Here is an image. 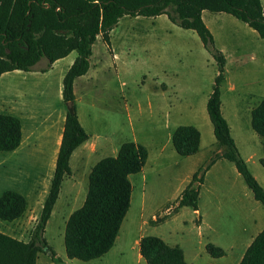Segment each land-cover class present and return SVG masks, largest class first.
Listing matches in <instances>:
<instances>
[{
	"label": "rangeland",
	"instance_id": "1",
	"mask_svg": "<svg viewBox=\"0 0 264 264\" xmlns=\"http://www.w3.org/2000/svg\"><path fill=\"white\" fill-rule=\"evenodd\" d=\"M205 12L204 18L213 32L215 48L220 49L219 47L222 46L226 49L229 46L225 40V32L235 27L239 29L238 34L247 41V60L253 72L246 83L235 78L239 80L236 82L235 91L229 90L228 83L221 87L220 110L237 139L241 156L255 149L257 155L262 156L264 150L253 137L255 133L250 126V115L245 109L247 104L253 106L264 96V92L261 93L259 90L260 84L264 86V69L261 66V53H264V46L257 42L258 39L264 42V38H260L254 29L229 13ZM208 14H215L219 24L216 21V23L209 21L206 17ZM154 17L124 15L110 31L109 44H106L101 36H97L91 45L89 73L75 79L73 91L76 112L88 134L109 135L110 139L117 143V148L123 141H137L147 148L151 157L159 154V149L163 146L161 162L165 168L161 169V175H154L152 185L157 202L150 208L138 210L137 189L140 180L137 175H131L130 180L135 186L132 188L130 205L113 246L105 254L94 259L86 261L77 258L69 259L65 254L63 243L66 219L72 210L82 204L87 191L89 168L107 154L98 152L82 162H77L71 157V173L63 178L59 197L56 198L44 229V237L56 255L51 257L48 252L40 251L36 264H146L143 258L138 257L139 250L138 244L134 243L135 237L141 233L169 237L166 233L169 230L170 218L168 200L173 188V179L169 180V155L172 159L179 158L170 140L165 145L169 130L179 124H191L199 129L200 151L192 157L183 156V160L188 162L191 168L204 164L210 153L215 150L212 124L205 109L213 78L216 75V62L203 48L193 30L178 26L166 15ZM238 26L245 27L243 29ZM250 30L253 33H250ZM72 53L75 54V51L72 50ZM42 66H44V59L36 64V67ZM61 69L60 64L56 65L50 73L45 75L46 79H42V76L39 79H33L28 74L19 73L1 80L5 86L12 84L18 88L34 84L38 89L41 88V83L46 81L48 101L52 106L59 108L57 113L59 119L60 112L66 111V105L60 93ZM249 92L253 95L252 98L247 99L246 95ZM16 93L20 94V91L17 90ZM22 99L27 98L22 97ZM28 99L41 98L35 93ZM48 138L46 157L50 161L54 138ZM111 147L112 145L107 148L111 150ZM2 154L5 153L0 151V160ZM20 158L24 160L26 154L22 153ZM42 167L41 174L22 183L16 178L17 171L11 168L3 171L0 165V190L14 189L22 193L28 202L29 210L25 214H35L37 217L41 211L43 198L46 196V194L43 196V189L49 184L45 175L47 165L43 164ZM248 168L264 187V167L259 160L255 158L249 161ZM224 175V178L222 176L218 181L213 173H208L203 188L210 185L236 187L242 185L249 188L242 176L238 175V180L231 177L230 181L227 179L230 176L229 172L226 171ZM4 178L8 179L4 180ZM164 202L167 204L160 208L158 204ZM170 209L175 211L176 207ZM140 214L149 216L143 217L147 219L144 223L146 226H141ZM195 215L191 207L183 208L178 214L171 216L170 226L176 227L185 218L186 225L192 227L194 223L191 220ZM165 218L167 219L160 223ZM36 220L37 218L28 224H25V221L24 229L17 227L14 233H17L20 239L27 240ZM12 222L0 219V231L15 235L12 233ZM202 250L203 254H206V251ZM187 259L190 264L194 262L189 254Z\"/></svg>",
	"mask_w": 264,
	"mask_h": 264
},
{
	"label": "trees",
	"instance_id": "2",
	"mask_svg": "<svg viewBox=\"0 0 264 264\" xmlns=\"http://www.w3.org/2000/svg\"><path fill=\"white\" fill-rule=\"evenodd\" d=\"M203 9L229 13L264 38L260 0H0V74L15 69L31 70L42 59L45 67H49L72 49L76 52L62 77V101H70L71 106L66 107L54 170L40 214L27 240L0 231V264H36L40 251L48 252L51 257L56 255L44 237V229L63 177L71 172L69 157L88 137L76 112L73 83L89 68L91 45L96 36L100 35L109 44V31L122 15L154 17L165 14L171 22L193 30L216 62V75L205 110L219 150L212 151L208 160L193 171L176 200V207L196 209L199 186L206 170L218 158H225L234 164L253 197L264 208V187L239 153L220 110L225 57L215 48L213 35L201 18ZM250 110L252 129L264 137V98ZM20 136V119L0 112V151L15 149ZM199 139L200 132L194 125L179 124L173 129L170 140L176 153L187 156L197 152ZM147 154L143 144L123 141L116 155L102 157L92 165L83 202L71 211L63 229L64 250L69 259H94L112 247L130 205L132 185L128 176L140 171ZM260 163L264 167L263 158ZM26 207L27 200L22 193L14 189H4L0 193V219L8 222L17 219ZM138 250L146 264H187L178 245H169L157 235L141 236ZM205 251L212 257L225 253L211 242L205 244ZM236 264H264V227L256 233Z\"/></svg>",
	"mask_w": 264,
	"mask_h": 264
},
{
	"label": "crops",
	"instance_id": "3",
	"mask_svg": "<svg viewBox=\"0 0 264 264\" xmlns=\"http://www.w3.org/2000/svg\"><path fill=\"white\" fill-rule=\"evenodd\" d=\"M260 1L262 6V12L264 14V0H260ZM205 11H209V10L203 9L201 12V18L209 28L208 24L206 23V18H204L206 13ZM211 12L221 13L223 11H216V12L211 11ZM160 15H165V14H159L157 16ZM215 16H216L215 14H208V16L206 17L208 18L209 21H213L214 23L217 22V24H219V19L217 20V17ZM244 27L245 26H240L239 28L244 29ZM235 28L225 32V36H226L225 40L227 44H229V46L226 47V49L223 48L222 46L219 47L220 50H222L225 57V73H224L223 81L221 82L220 85V98H221V87L225 83H228L229 90L235 91L237 87L236 82L239 81L237 79H240L246 83L247 79L249 78V75L252 74L253 72L250 69V66L248 65L250 62L247 60V55H248L246 51L247 41L245 38H243V36H240L238 34L239 29H235ZM211 33L213 35L212 31ZM250 33H253V31L250 30ZM213 39H214V35H213ZM255 40H257V38H255ZM262 41L263 40H259V39L257 40V42L262 44L263 47L264 42ZM261 54H262L261 66L264 69V57H263L264 53ZM75 56H76V52L75 54H73L71 51L67 55L53 61L49 67H45V62H44V66L36 67V64L38 63L37 62L33 66V69L28 71L15 69L0 74V112L15 115L20 119L21 122L20 143L15 149L11 151H2L5 154H2L1 156L0 165L3 167V171H7L10 168L17 171L16 178L21 180L22 183L25 180L30 181L31 178H36L39 174H41V168H43L42 165L46 164L47 171L45 175L47 182L50 184V179L52 177L54 170L55 158L60 144V139H61L60 137L62 134L65 112L63 113L60 112V116L58 119L57 113L59 111V108L52 106L51 103L48 101L46 81L42 82L41 88L38 89L36 86H34V84L27 87H18V88L12 84L5 86L4 82L2 83L1 79L19 73L28 74L33 79H39L41 78V76L42 79H46L45 75L50 73L56 65L60 64L62 66V69L60 71V78H61L60 93H61L62 77L66 72V70L68 69V67L70 66V64L73 62ZM90 64L91 63L89 60V68L86 71V73L77 76L76 78H79L89 73L88 71L90 69ZM42 68H46V69L42 70ZM259 87H260L259 88L260 92L261 93L264 92V86L260 84ZM17 90L20 91V94L16 93ZM35 93H37L41 99L29 100L28 99L29 96H33ZM252 95L253 93L250 92L247 93L246 95L247 99L252 98ZM22 97H26L27 99L24 100L22 99ZM262 98H264V96L261 97L258 100V102ZM257 104L255 105L257 106ZM255 105L252 106V104H247V107L245 109L247 111V114L250 115L251 112L250 109H252ZM78 119L80 121L79 115H78ZM229 128H230L231 136L233 137V141L235 142V145L239 151V145L238 142L236 141L237 139L234 137L230 125ZM172 131L173 129L169 130V134H167V139H166L167 141L165 145H167L168 141L171 139ZM254 133L256 135L253 136L256 139L255 141L258 142L260 147L264 150V137L258 135L255 131ZM48 137L54 138V144L52 143L53 147H52L50 161H48V157H46V151L48 148L47 143L49 139ZM110 138L111 137L109 135H105V134H94V135L88 134L87 139L82 143H80L72 151L69 157V165H70L71 157H73V159L77 162L79 161L82 162L85 159H88L89 157L91 158L92 155L98 152H106L105 154L107 155L105 156H109L111 154L112 156L116 155L119 147L117 148V143L115 141H112V139ZM200 139H201V133H200ZM213 143L215 145L214 149L219 150L215 140ZM111 145H112V147L110 148L111 150H109V148L107 147ZM161 147L163 148V146ZM161 147L159 149L160 153L153 157H151L148 152L145 163L143 167L140 169V171L129 174L128 176L130 180L131 175H137V177L140 180L137 189L138 190L137 196L139 199L138 200L139 211H142L146 208H150L151 206H153V204H156L157 202L156 201L157 196L154 194L152 185L154 181L153 180L154 175H161V169L165 168V165L163 166L161 162L162 159ZM200 148H201V141L199 142V149L197 150V152L191 155H187L186 157H192L193 155H196L198 151H200ZM22 153L26 154V158H24V160H21L20 158ZM242 156L246 161L247 165L249 161L255 160V158L256 160H259V162L261 158L264 159V155L262 156L257 155L256 149L255 151L248 152L247 155H242ZM183 159L184 157L181 155H179V158L174 157L173 159L169 155V169H168L169 180L173 179V188L171 190V193L169 194V200H168L170 218H169V230H167L166 233L169 234L167 235L169 237H162V235L159 237H162V239L169 245L172 246L178 245L183 251L184 258L187 264H190L188 263L189 261L187 259L188 254L192 257L194 261L192 264L238 263L245 249L250 244L256 233L259 232L264 227V208L262 204L259 203V201L253 197V194L249 188H246L245 186L242 185L241 187H236L231 185H224V186L210 185L209 187L203 188L208 173H213V175H215L218 181L222 178V176L224 178L225 176L224 174L226 171L229 172L230 176L227 179H229L230 181H231V177L234 180L239 179L238 175L240 174L239 172H237L235 166H232L233 163L225 158H218L206 170L203 176V181L200 183L199 193L196 201L197 208L193 209L191 207L193 213L196 214L191 220L194 223V225L192 227L187 226L186 225L187 219L183 218L181 220L182 223H180L176 227L170 226V221L174 216V214H178V212L181 209L188 207V206L176 207L177 204L176 200L181 190L190 181L193 171L196 170L199 166L196 165L195 168H191L190 166H188V162H185V160ZM23 162H26L27 164L26 163L24 164ZM38 164L41 167H38L39 166ZM7 179L8 178H4V180ZM130 182L133 188V186L135 185L131 180ZM49 184H47L45 189H43V196L47 194ZM147 189L149 192L147 191ZM3 190L4 189H1L0 193ZM58 197H59V193H58ZM72 197L73 196H71V198ZM165 204H167V202L159 203L158 206L161 208V206ZM27 207H28V202H27ZM27 207L24 213L19 218L12 220L13 221L12 233H14V230H16L17 227H21V229H24L25 221H26L25 224L26 223L28 224L31 220H35L37 218L35 214H31V215L29 213L25 214L26 211L29 210ZM172 207H176L175 211H171L170 208ZM139 216H140L139 219L141 226L142 225L146 226L144 223L147 220L146 218H148L149 216H144L143 214L142 215L140 214ZM152 216H154V214H152ZM143 217L146 218L143 219ZM166 219L167 218H165L160 223H163ZM14 234L16 236L13 234H9V235L17 239H20V237H17L18 235L17 233ZM143 235H147V234L141 233L140 235H137L134 239V243L138 244L139 238ZM207 242H211L217 246H220L221 248H223L225 253L219 257H212L207 252H205L206 254H203L202 249H204L205 251V244ZM138 257L142 258L140 254H138ZM61 260L65 261L62 258Z\"/></svg>",
	"mask_w": 264,
	"mask_h": 264
},
{
	"label": "water",
	"instance_id": "4",
	"mask_svg": "<svg viewBox=\"0 0 264 264\" xmlns=\"http://www.w3.org/2000/svg\"><path fill=\"white\" fill-rule=\"evenodd\" d=\"M65 105H66L65 107H68L69 108V106H71V102L68 101V102L65 103Z\"/></svg>",
	"mask_w": 264,
	"mask_h": 264
}]
</instances>
